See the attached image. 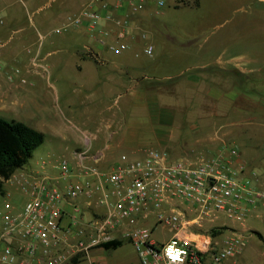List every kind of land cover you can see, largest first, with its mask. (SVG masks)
Returning <instances> with one entry per match:
<instances>
[{
    "label": "rangeland",
    "instance_id": "rangeland-1",
    "mask_svg": "<svg viewBox=\"0 0 264 264\" xmlns=\"http://www.w3.org/2000/svg\"><path fill=\"white\" fill-rule=\"evenodd\" d=\"M164 1L163 7L150 14L152 25L149 29L153 35L147 33L148 36L139 45H131L118 54L98 46L84 28L70 27L56 33L54 28L62 24L65 18L47 21L45 26L34 24L36 18L47 12L48 8L29 14V21L23 25L8 28L0 39L3 42L0 59L9 61L11 59L8 58L9 55L17 50L25 61L23 64L31 65L29 56L40 50L41 56L46 54L44 64L51 68L57 66L64 68L60 70L62 71L60 75L64 77L62 83L67 88L64 90L67 94L56 98L55 90L46 80L36 79L35 82H31L32 78L26 77L23 86L34 85L39 104L43 101L44 105L29 103L22 108L0 111V116L22 121L31 127L42 123L45 139L34 149L28 163L39 169L44 167L50 175L65 183L73 180L72 152L76 147L73 144L75 137L84 138L85 133L103 134L111 115L116 117L125 115L128 117L127 122L130 123L133 118H137L142 125L139 124L134 130V136L122 130L123 133L118 138L122 139L124 144L117 147L119 152L130 149L125 142L137 140L139 145H146L145 149H164L170 158H181L194 164L220 153L226 154L231 148H235L238 152L237 159L245 165L248 176L254 177V172L260 170V179H263V186L260 187L264 188V114L259 113L264 108L260 105L264 102V80H259L255 74L234 72L225 74L231 77V81L226 83L225 76L221 77L222 74L218 71L219 65H215L216 71L213 72L212 79L205 82L206 90L215 97L211 99L214 104H204L203 100L207 97L206 93L203 94L205 91L192 84V76L197 71L192 66L198 59L197 52H202L199 61L215 60L217 57L224 60L229 54L239 55L243 51L257 55L255 51H264V41L251 40L245 32H241L245 33L242 36L233 30V25L230 26L231 23L226 20L238 18L242 12L232 11L234 9L232 3L226 6L224 0H201L199 7H192L180 3L176 5V0ZM252 1L245 0L248 13L252 7L257 10L256 13L264 15V8L256 9L258 5L251 4ZM43 3L45 1L41 0L40 4ZM259 15L254 14L249 18L255 19ZM18 27H23L24 30L13 32ZM246 27L249 34L251 26L249 30L247 25ZM22 33L29 35L25 41H20ZM238 36L240 38H237ZM143 43L153 46L151 56L142 53ZM85 46L94 48L100 57L112 56L113 62L108 56L109 59L102 65L114 74H117L115 63L134 59L135 52L139 53L140 60H150L152 62L150 66L155 67L146 70V78L143 81L154 86L151 90L149 86L147 88L149 94L147 98L149 97L151 104L146 105L145 109L127 103L129 90L126 82L124 85L113 87L105 82L97 83L96 86L91 82L80 87L79 73L75 69V65L79 64V58L75 53L79 50L86 51ZM14 62L9 65L12 71L23 65L17 59H14ZM93 65L98 63L82 62L84 67ZM142 76L144 77V74H139L140 79ZM219 79L223 82L220 83ZM53 114L60 117L67 126L66 134L69 141L62 142L59 149L50 152L51 148L56 146L57 140L47 127ZM107 142L113 145L115 140L108 141L104 137L100 145ZM66 145L68 147L65 148ZM63 159L67 160L71 168L68 175H63L58 167ZM42 160L45 165H41ZM3 198L4 196L0 194V202ZM8 200L14 201V198ZM16 200L20 201L18 198ZM222 222L229 230L245 229L243 235L247 241L246 247L234 258L235 264H264V248L254 234L256 231L264 237V203L247 216L243 225L231 223L223 218ZM146 227L150 229L151 224ZM171 235V228L158 226L151 233V239L157 244H162ZM76 256L82 257L84 253H77ZM135 259V251L124 240L123 245L115 251L100 248L93 250L80 264H130Z\"/></svg>",
    "mask_w": 264,
    "mask_h": 264
},
{
    "label": "built area",
    "instance_id": "built-area-1",
    "mask_svg": "<svg viewBox=\"0 0 264 264\" xmlns=\"http://www.w3.org/2000/svg\"><path fill=\"white\" fill-rule=\"evenodd\" d=\"M94 1L68 16L54 31L82 26L98 46L115 54L127 48L126 42L107 40L101 28L102 21L113 19L114 8L124 2L133 10L145 4L158 8L165 4L164 0ZM85 49L94 60L102 61L94 48ZM144 51L151 55L152 46ZM237 155V150L231 148L226 154L192 164L170 158L164 149L147 148L139 157L122 155L120 163L100 173L97 167L84 163L87 151L79 152L81 173L102 176L105 185L94 186L86 181L61 189L50 184L45 175L26 180L23 190L28 197L20 210L9 201L3 202L0 264H63L76 253L115 240L116 235L130 242L138 264H229L242 253L247 241L245 229H226L222 218L243 225L264 200V190L240 174L244 164L238 162V168L232 165ZM58 167L63 175L71 171L66 159ZM81 194L93 207L104 211L88 223V244L73 250L70 245L61 246V222L68 216L63 202L70 201L73 213L79 214L76 199ZM158 226L172 230L171 237L162 244L151 239ZM68 233L71 235V231Z\"/></svg>",
    "mask_w": 264,
    "mask_h": 264
},
{
    "label": "crops",
    "instance_id": "crops-1",
    "mask_svg": "<svg viewBox=\"0 0 264 264\" xmlns=\"http://www.w3.org/2000/svg\"><path fill=\"white\" fill-rule=\"evenodd\" d=\"M43 1H45V3L40 4L41 0H0V18L2 20L0 23V39L4 36L5 31H7L8 28H11V26L23 25L26 21H29V14H32L44 8H48L47 12H44L42 15L37 17L36 23H34L38 26H45L47 24V21L50 22L51 20L56 19L63 20L64 18L66 20L68 16L77 14L84 5L88 4L92 0H42V2ZM108 1L114 3L115 0ZM94 2L97 3V0H95ZM200 2L201 0H198L197 6H187L199 7L201 5ZM229 3H232L234 5V9L232 11L236 12L237 10H240V12H242L241 16L239 15L238 18L235 17L231 20H226L231 23L230 26L233 25V30H236L239 34H241V32H245L246 36L249 37L251 40L264 41V15H259V13H256L257 10L253 9L252 7L251 9L249 8L248 13V11L246 10L248 6L246 5L247 3L245 2V0H224V4L226 6H228ZM255 3L258 5L256 6V9L264 8V0H253L251 2V4ZM176 5H180L178 0H176ZM159 9L160 8L155 7L153 5L145 4L139 10H133L132 7L128 5V3L124 2L120 6L114 8V17L112 20L102 21L101 28L105 32V34L103 35L107 40H116L117 38L123 40L126 42L127 47L131 45H139L148 36L147 33L153 35V32L149 29L152 25V19L150 18V14L152 11H154L155 13ZM253 13L259 16H257L255 19L249 18L250 16H254ZM246 25L248 26V30L249 26H251L249 34H247ZM77 28L83 29L82 26H78ZM23 30V27H18L13 30V32H22ZM26 35L27 33H22L20 41H25L29 36ZM237 38H240V36H238ZM148 45L151 44L143 43L142 53L145 55L146 53L144 51V48ZM255 52L257 53V55L248 54L246 51H243L239 55L229 54L228 57L224 60L221 57H217L215 60L207 59L200 61L199 58L202 57V52H197L198 59L192 65L194 68H196L195 70H197L192 76V84L196 87L202 88L200 90L205 91L203 92V94L206 93V98L208 100L204 98L203 103L214 104L211 99H215V97L212 96L210 91L206 90L207 85L205 84V82L212 79V74L214 71H216V69H214L215 65H219L218 71L222 74L221 77L225 76L224 78L226 79V83L231 81V77L225 74H234V72H238L240 74H255L256 78H258L259 80H264V51L260 50ZM40 53V50H36L33 55L29 56V61L31 62V65H29L28 63L23 64V62L25 61L20 57V53L17 50L12 51V53L9 55L8 58H11L9 59V61H6L5 59H0V111L5 112L9 110H14L17 109V107L22 108L29 103H37L38 105H44L43 101L39 104L38 94L34 90V85L30 84L31 86H23V84L26 83V77L32 78L31 82H35L36 79L46 80L48 82L47 84L52 86L53 90H55L56 98H58L59 95L67 94L66 92H64V90H67V88L62 83V81H64V77L60 75V73H62V71L60 70H63L64 68L60 66L53 68L47 66L46 64H44L46 60V54L41 56ZM75 54L78 55L79 58V64L75 65V69L79 73L78 81L80 87L85 86L91 82L94 83L95 86L97 83L105 82L111 87H113V85H124L126 82L128 84L127 87L129 90V94L126 100L127 103L132 106H142L145 109L146 105L151 104V100L149 99V97L147 98V88L149 86V89L151 90L154 86L151 83L146 84V81H143L145 80L144 78H146V70L151 67H155L150 66L152 63L150 60H140L138 58L139 53L135 52L134 59L130 61L128 60L126 62L119 61L118 63H115L116 65L114 66L117 69V74H114L112 72L107 71L103 66V63L107 59H109V57L113 62L112 56L101 55L100 58L102 59V61L98 62L97 60H94L92 57H90L86 53V51L79 50L76 51ZM14 59L19 60V62L23 64L20 67L21 69L19 67L15 68V71L16 69H18L17 72L12 71V67L9 66L10 64L15 63ZM84 61H92L93 63L95 62V64L98 63V65L84 67L82 66V62ZM139 74H144V77L142 76V79H140ZM9 76H11V78ZM51 79L53 80V82H51ZM17 80L19 82H17ZM219 82L222 83L223 81L220 80ZM233 84L234 82L232 83V85ZM230 85L231 84H229V86ZM88 88L93 87L88 86ZM260 105L264 106V102H262ZM42 111H44V109ZM152 111L154 110H150V112ZM259 113L263 115L264 108H262ZM127 119L128 117L125 115H122L120 117L111 115L108 118L106 131H104L103 134L99 135L98 133H90L89 135L85 133L84 138H78L79 140L75 137L73 144L76 147L73 149L72 152L74 171L72 173L71 179L73 180H69L67 183L62 182L59 178L50 175L47 171H45L44 167L41 166V169L36 168L32 164L28 163V161L23 166L15 169L11 174L10 178L4 182L3 190L2 192H0V194L4 196L3 201L0 202V212L2 211L3 202L9 201L8 199L10 198H14V201H9L12 204L13 208L20 210L28 197L26 191L23 190L24 183L28 179L38 178L42 175L48 177L50 184L56 185L61 189H65L68 184L75 182L84 185L86 181H89L90 184L94 186L99 184L105 185L106 182L105 180H103L102 176L84 175L83 173H81L79 166L80 162L77 154L86 150L87 156L84 159V163L86 165H92L97 167L100 173L110 170L113 166L120 163L122 155H126L128 158H135L141 156V154L143 153V149L146 148V145H139L137 143V140L125 142L126 144H128V146H130V149L128 151L119 152L117 150L118 146L124 144V142H122V139L118 138L122 135L123 131H127L130 136H134V130H136L139 124H141V122L137 118H133L130 123L127 122ZM33 127L42 132V123H37V125ZM47 127L49 130H51L54 137L57 138V140L55 141L56 146H53L50 152H54L59 149L61 147L62 142L64 143L69 141V138L66 134L67 126L62 122L60 117H57L55 116V114H53L51 116V120H49V124ZM72 136L74 137L75 135ZM104 137H106L108 141L115 140V142L113 143V145L108 144V142L104 145H100ZM66 147H68V145H66L65 148ZM238 162L242 161L237 159L235 160V162H233L232 165L235 168H238ZM41 165H45V162H43V160L41 161ZM244 166L243 169L240 170V174L243 176H248ZM260 173V170L257 172L255 171L254 177H248L252 179V181L259 189L264 190V188L260 187L261 185L263 186V179H260ZM16 198L20 199V201L18 202ZM89 201L90 200H88V198L84 194H81L77 197L76 202H78L80 206L79 214L73 213L70 201L63 202V208L68 214V216H66L61 222V246L70 245L72 246L73 250H77L80 244L84 246L88 244V223L94 218L101 216L104 211V209H96L92 206V203L89 204ZM261 203H264V200H262L260 204ZM68 231H71V235L68 233ZM79 231H82L83 234H79ZM115 240L120 241L121 246L123 245L124 240H126L127 243H129V245L132 247V245L127 239H124L119 235L115 236ZM99 248L100 247L89 249L86 253H84V256L79 257L77 259L78 263L76 264H80L82 261L85 260V257H88L90 252L96 249L98 250ZM76 254L69 257L63 264H71L69 263V261L72 257H75ZM229 262H233L235 264L233 260ZM130 264H138L137 255L136 259Z\"/></svg>",
    "mask_w": 264,
    "mask_h": 264
},
{
    "label": "trees",
    "instance_id": "trees-1",
    "mask_svg": "<svg viewBox=\"0 0 264 264\" xmlns=\"http://www.w3.org/2000/svg\"><path fill=\"white\" fill-rule=\"evenodd\" d=\"M178 1L183 5H198V0ZM43 141V132L22 121L6 119L0 116V192L3 190L4 182L10 178L13 171L23 166L31 157L34 149ZM254 234L264 248L263 235L256 231H254ZM120 246V241L112 240L101 244L99 247L106 251H112ZM78 258V256L73 257L71 264L78 263Z\"/></svg>",
    "mask_w": 264,
    "mask_h": 264
}]
</instances>
